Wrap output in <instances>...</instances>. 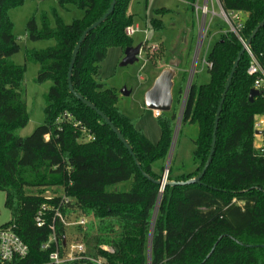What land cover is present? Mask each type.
I'll list each match as a JSON object with an SVG mask.
<instances>
[{
	"label": "trees",
	"instance_id": "trees-1",
	"mask_svg": "<svg viewBox=\"0 0 264 264\" xmlns=\"http://www.w3.org/2000/svg\"><path fill=\"white\" fill-rule=\"evenodd\" d=\"M56 1L61 7L75 5L84 14L66 24L54 12L55 27L46 15L41 27L35 16L27 22L28 39H54L55 45L26 51V61L39 65L35 82H50L51 86L45 95L44 121L30 136L21 137L17 131L29 122L23 88L26 69L11 59L20 45L8 11L25 0H0V191L6 194L5 207L11 215L1 226L13 228L29 247L28 256L15 264H49L56 249L55 243L43 249L52 235L53 211L46 213L41 227L36 216L43 205L56 207L61 196L46 197L26 190L48 187L63 188L70 199L62 208L67 220L74 216L87 219L78 231L88 249L83 259L67 264H99L94 260L102 264H264V155L254 147V118L264 113V101L261 97L249 101L254 79L247 73V54L239 62L224 101L216 150L201 182L166 185L161 192L156 181L163 178L164 166L155 167L167 158L176 114L171 111L157 116L161 136L154 144L137 129L134 118L121 113L117 94L99 80L108 49L133 45L125 33L134 23L133 15L128 14L131 0H117L114 12L87 36L74 65L72 83L122 133L141 168L110 126L68 87V70L78 40L107 12L112 0ZM186 1L194 16L197 0ZM221 1L227 10L245 14L240 34L247 41L264 19V0ZM171 11L156 9L150 20L152 29L163 31L161 17ZM249 47L264 55V27ZM242 48L233 33L221 34L212 46L207 57L209 82L192 83L181 114V127H192L197 134L193 160L198 167L176 175L171 169L168 182L186 181L202 171L222 93ZM81 128L94 139L86 140ZM129 180V191L108 190ZM55 232L63 255L68 227L57 219Z\"/></svg>",
	"mask_w": 264,
	"mask_h": 264
},
{
	"label": "rangeland",
	"instance_id": "rangeland-1",
	"mask_svg": "<svg viewBox=\"0 0 264 264\" xmlns=\"http://www.w3.org/2000/svg\"><path fill=\"white\" fill-rule=\"evenodd\" d=\"M202 3V0L199 1ZM160 8L172 10L171 13L161 17L165 23L163 31H155L150 25V20L155 17L154 11ZM216 13L220 8L215 0ZM129 10L133 14V24H139L140 30L131 37L132 46L141 45V52L138 61L134 64L122 66L125 49L122 47H111L108 49L106 58L101 63L99 80L107 88H111L118 96L117 107L124 115L134 118L136 127L142 130L145 136L156 144L161 136V129L158 124L155 111L147 108L145 95L153 86L157 77L166 68H174V104L172 111L176 114V126L167 158L165 161H158L156 169L164 166L163 175L167 170L172 173H191L198 167L193 160L195 150L194 140L196 132L192 127H181L179 118L182 114L185 101L193 84L199 86L209 82V74L204 60L207 59L214 43L228 26L221 18L215 17L209 28L201 31L198 18L188 10L186 0H131ZM128 10V14L129 13ZM54 12L66 24H71L74 19H81L83 11L75 5L61 7L56 0H25L24 4L8 11V16L14 23V34L18 38L20 51L12 56L17 65L25 66L24 99L29 112L28 124L17 131L21 137L30 136L44 121L45 95L51 83L37 84L35 79L39 72V65L26 61V51L32 49H45L55 45L54 39H40L32 41L27 38L25 27L29 19L36 17L39 26H42V17L46 15L51 27L56 26ZM130 14V15H132ZM244 20L245 14H241ZM223 27V28H222ZM205 35L202 47L198 44L199 37ZM157 46L153 51L151 48ZM199 56V58H198ZM198 58V60H197ZM197 63V64H196ZM129 92V95L122 91ZM182 90V91H181ZM181 91V93H180ZM180 123V124H179ZM84 136H86L85 133ZM175 135V137H174ZM86 138H88L86 136ZM85 138V139H86ZM87 140V139H86ZM257 144V140H254ZM172 148V151H171ZM171 151V154H170ZM170 155V156H169ZM132 187V180L108 187L109 191H129ZM29 194H43L46 197L64 195L61 187L28 188ZM5 192L0 191V226L9 222L11 215L5 207ZM80 218L71 219L75 222ZM87 220V219H86ZM83 234L78 231L77 225L68 227L67 244L83 243L88 249V244L83 240Z\"/></svg>",
	"mask_w": 264,
	"mask_h": 264
},
{
	"label": "built area",
	"instance_id": "built-area-1",
	"mask_svg": "<svg viewBox=\"0 0 264 264\" xmlns=\"http://www.w3.org/2000/svg\"><path fill=\"white\" fill-rule=\"evenodd\" d=\"M197 0L194 4V11L198 18L201 31L205 28H209L215 17L221 18V20L227 24L228 28L222 34L233 33L235 34L243 47H245V53L249 58V67L247 73L254 79V89L261 92V97L264 101V55H257L254 53L249 46L246 45V41L241 36V29L243 26V19L241 17L242 12L235 10H227L221 0H216L217 5L220 8V12L216 13L215 0H202V3ZM140 30L139 24H132L126 27L125 33L127 36L132 37L137 31ZM205 35L199 37L198 44L200 49L202 47ZM153 51L157 49V46L151 48ZM199 58V56H198ZM197 58V60H198ZM204 63L210 68L208 60H204ZM197 64V63H196ZM156 114H160L156 112ZM60 121V120H59ZM78 125V123H77ZM81 132L85 133L88 138L87 140H93L94 137L90 135L86 128H81ZM254 137L257 140V144L254 142V147L264 155V113L258 114L254 118ZM260 132V133H257ZM50 136L46 135L45 139L49 140ZM70 203V199L65 195L61 196V200L56 207H49L43 205L37 213L36 222L39 227L45 223V215L48 211H53V220L51 225L52 235L49 241L43 245V249H48L52 243L56 244V249L49 256V264H67L68 262L81 260L84 258L83 254L86 252V246L83 243H71L67 244V240H64L66 244V252L62 255L60 248L55 236V221L59 219L65 226L69 227L72 225L85 226L87 223L86 218H80L75 222L67 220L62 212V208ZM105 249H108L105 247ZM29 254L28 245L21 239V237L11 227L0 226V264H15L17 260L26 258ZM94 260V259H92ZM99 264H102L101 260H94Z\"/></svg>",
	"mask_w": 264,
	"mask_h": 264
},
{
	"label": "water",
	"instance_id": "water-1",
	"mask_svg": "<svg viewBox=\"0 0 264 264\" xmlns=\"http://www.w3.org/2000/svg\"><path fill=\"white\" fill-rule=\"evenodd\" d=\"M116 2H117V0H112V3L110 5L109 9L107 10V12L101 18H99L94 24L89 26L83 32L80 39L78 40V42L75 46V49L72 53V58H71V62H70L69 70H68V87H69L70 92L78 100L83 102L87 107L94 110L105 121V123L108 124V126H110L112 131L117 135V137L120 139V141L125 145V147L129 151V153L133 156L137 166L139 168H141L140 163L135 156V153L133 152L130 144L127 142V140L122 135V133L116 128V126L112 123V121L100 109H98L91 101L85 99L81 94H79L75 90L73 83H72V74H73L74 65H75V62H76V59H77V56L79 54V51H80L82 44L84 43V41L86 40V38L90 34V32H92L93 30L97 29L100 25H102L108 19V17L114 12ZM263 27H264V19L252 31L251 35L249 36V38L246 41L245 46H250L252 41L255 39V37L257 36L259 31ZM141 48H142L141 45H138L136 47H134V46L127 47L125 49V53H124L125 55H124V59H123L121 65L127 66L129 64H134L135 62H137L138 57H139L140 52H141ZM244 53H245V47H243L241 49V51L239 52L237 59L235 60L233 68H232V70L229 74V77L227 79L224 91L222 93V98L220 100L219 107H218L217 114H216V118H215V124H214V129H213V136H212L210 153H209L208 159H207L202 171L195 178H192V179H189L186 181L168 182L166 180V178H167L169 170H167L166 175L164 174V176L161 180L156 181V183L159 184L161 187V189H160L161 192L163 191V189L166 185L185 186V185L198 184L201 182V179L203 178V176L205 175L206 171L208 170L209 166L212 163L213 156H214V153L216 150L217 131H218V126H219L220 115H221V112L223 109V104H224V101L226 99L229 88L231 86V83L233 81L236 70L239 66V62H240L242 56L244 55ZM175 76H176V70L174 68H166L163 70V72L155 80L153 86L147 91V93L145 95V104H146L147 108H149L155 112H158V113H169L172 111L173 104H174L173 90H174V78H175ZM125 91L126 90H123L122 92L126 95H129V92H125ZM260 95H261L260 91L252 88L250 90V93H249V101L251 103H253L255 101V99L257 97H259ZM179 118L181 120V112H180ZM257 133H260V132H257ZM174 137H175V135H174ZM174 139L175 138H173V141H174ZM171 151H172V148H171ZM171 151H170V154H171ZM143 175L145 177L149 178L150 180L155 181L153 178H151L145 172H143Z\"/></svg>",
	"mask_w": 264,
	"mask_h": 264
},
{
	"label": "crops",
	"instance_id": "crops-1",
	"mask_svg": "<svg viewBox=\"0 0 264 264\" xmlns=\"http://www.w3.org/2000/svg\"><path fill=\"white\" fill-rule=\"evenodd\" d=\"M129 13L132 14L130 10H129ZM132 15H133V14H132Z\"/></svg>",
	"mask_w": 264,
	"mask_h": 264
}]
</instances>
